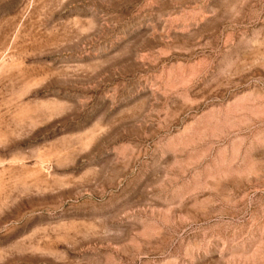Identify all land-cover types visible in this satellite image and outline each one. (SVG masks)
<instances>
[{
  "label": "rangeland",
  "instance_id": "obj_1",
  "mask_svg": "<svg viewBox=\"0 0 264 264\" xmlns=\"http://www.w3.org/2000/svg\"><path fill=\"white\" fill-rule=\"evenodd\" d=\"M0 264H264V0H0Z\"/></svg>",
  "mask_w": 264,
  "mask_h": 264
}]
</instances>
